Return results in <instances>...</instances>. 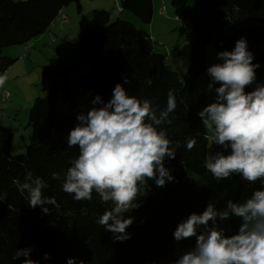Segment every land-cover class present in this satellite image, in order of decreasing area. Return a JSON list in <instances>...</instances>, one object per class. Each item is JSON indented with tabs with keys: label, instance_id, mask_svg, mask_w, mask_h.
Instances as JSON below:
<instances>
[{
	"label": "trees",
	"instance_id": "1",
	"mask_svg": "<svg viewBox=\"0 0 264 264\" xmlns=\"http://www.w3.org/2000/svg\"><path fill=\"white\" fill-rule=\"evenodd\" d=\"M189 1L171 0L175 16L182 22L180 34L191 46V64L184 76L168 66L166 55L156 51L149 32L130 21H113L105 10L93 12L89 26L79 35L74 57L84 62L87 71L79 85L101 95L105 102L119 83L130 96L152 100L164 109L169 90H174L177 107L170 114L173 122L158 129H166L171 141L183 144L187 138L196 140L191 151L182 146L175 159H165L175 180L157 187L145 178L137 200L140 207L126 214L134 218L127 229L131 238L114 241L113 233L96 223L98 216L112 207L111 202L102 203L95 192L91 201H76L62 190L63 175L79 152L77 147L67 148L66 141L76 121L61 117L55 110V100L60 85L70 95L69 75L77 65L68 61L46 70L48 92L37 97L30 109L31 135L25 154L11 156L14 134L0 125V264H23L24 257H12L17 249L29 247L33 249L31 259L39 264H67L70 257L76 258V264H172L178 251L195 246V237L175 241L173 233L178 224L193 212L202 213L215 197L223 195L224 203L226 195L199 185L190 174L212 175L202 167L209 144L212 154L222 151L221 146L205 138L209 134L198 116L207 106L199 82L206 72V48L214 43L217 53L231 51L237 40L246 38L248 50L254 54L253 63L261 65L256 70L257 82H264V0H196L194 10L188 7ZM70 2L0 0V75L17 62L6 57L4 50L28 45L45 34ZM121 7L145 24L152 22L153 0H122ZM174 49L178 57L179 49ZM124 77L131 83H124ZM252 90L251 86L246 88ZM27 171L47 183L42 189L44 196H55L59 207L47 205L50 214H44L39 206L29 207L27 191L18 190ZM55 173L61 175V180L55 179ZM231 177L242 179L239 175ZM45 253L51 258L44 259Z\"/></svg>",
	"mask_w": 264,
	"mask_h": 264
},
{
	"label": "clouds",
	"instance_id": "2",
	"mask_svg": "<svg viewBox=\"0 0 264 264\" xmlns=\"http://www.w3.org/2000/svg\"><path fill=\"white\" fill-rule=\"evenodd\" d=\"M216 59L206 70L213 101L198 116L210 132L205 138L222 151L206 157L202 167L217 181L239 175L249 183L260 181L261 188L243 202L225 201L223 208L217 206L219 201H209L202 213L193 212L182 220L173 233L175 241L195 237L196 243L190 250L178 251L172 264H264V82H257L256 73L261 65L253 63L254 54L244 37L233 50L218 52ZM6 81V73L0 75V87ZM124 83L131 80L124 77ZM251 85L254 90L246 91ZM91 104L90 110L77 115V124L66 138L67 148L77 147L79 154L63 175L62 190L76 201H91L95 192L102 203L111 202L112 207L96 223L113 233L114 241H126L131 238L127 229L134 222L126 214L140 207L137 200L145 178L157 187L174 181L165 159H175L182 146L191 151L196 140L171 141L166 129H158L173 122L170 114L177 107L173 89L164 109L152 100L130 96L119 83L111 99L105 102L97 94ZM54 177L61 180L59 173ZM47 186L43 178L27 171L18 190L27 191L29 207L39 206L50 214L47 205H59L55 196L43 195ZM233 217L240 223L228 236L219 224ZM32 251L31 247L17 249L12 259L24 257L23 264H39L31 259ZM50 258L44 254V259ZM67 264H76V258H68Z\"/></svg>",
	"mask_w": 264,
	"mask_h": 264
},
{
	"label": "rangeland",
	"instance_id": "3",
	"mask_svg": "<svg viewBox=\"0 0 264 264\" xmlns=\"http://www.w3.org/2000/svg\"><path fill=\"white\" fill-rule=\"evenodd\" d=\"M88 1L91 2L90 0ZM117 1L118 2L115 0L112 1V5L115 8L117 5H120V7L122 6V0ZM101 2L104 3V1ZM164 4L167 5L166 10H163ZM195 4L196 0H190L188 2V7L191 10H194ZM157 7V13H154L150 24H145L140 19H137L138 21H136V19H134L135 17L133 20L138 24L136 25L133 22L132 23L138 29L147 31L151 34L152 39L156 44V51L166 55L168 66L181 76H184L191 64V46L184 36L180 34L182 22L176 18L174 8L171 5V0H159ZM94 10L98 9L95 8L90 10V18ZM90 18L88 20V24L85 25L80 32H78V35L74 32L77 27L72 26L71 30L73 32L71 34L74 41H72L71 38L70 40H67L60 34L54 35V38L58 39V44L62 43L67 46L63 48L61 47V50L64 51L63 56L60 55V49L57 45L47 44L42 49L44 50L43 54L38 57L40 59L41 66H35L31 63L30 58L27 59L25 56H22V58L9 68V70L13 68L11 75L7 78L5 85L0 87V125L9 128L14 134L10 152L12 157L23 155L27 152L29 137L31 135V128L28 126L30 109L33 101L37 97H44L48 92L49 83L46 70L54 69L61 63H69L68 61H70V65L72 66L77 65L76 70L72 71L69 75L70 95L67 96L65 94L61 85L58 88L55 100V110L61 117L68 121L75 120L77 124V115L80 112H87L91 107H93L91 100L95 97V94L79 85L80 78L87 72L86 66L84 62L76 61L74 59L78 53L79 35L89 26ZM117 19L119 18L114 14L112 16V20L116 21ZM175 47L179 49L180 54L178 57H175L174 55L173 50H175ZM6 50L8 49L4 50V55ZM216 55V47L214 43H210L206 48V70L209 66L218 62ZM60 82L61 80H57V83L60 84ZM199 82L205 90L208 105L213 101L214 93L209 94L207 91V84L210 82V77H208L206 72L200 76ZM251 87L254 88V85H251ZM4 93L10 94V98L6 101L2 99L1 94ZM207 132L210 135L209 130H207ZM207 151V156H211L212 151L210 144ZM190 174L199 185L208 187L217 195L226 192L224 203L223 197L221 198L220 196L214 198L219 201L217 205L219 208H223L221 205H224L225 201L229 199L237 202H243L247 198L251 197L252 193L258 189V181L255 183H249L248 181L234 177L217 181L212 175L209 177H199L193 173ZM239 223V219L233 217L229 220L221 222L219 227L225 230L226 235L231 236L237 231Z\"/></svg>",
	"mask_w": 264,
	"mask_h": 264
},
{
	"label": "crops",
	"instance_id": "4",
	"mask_svg": "<svg viewBox=\"0 0 264 264\" xmlns=\"http://www.w3.org/2000/svg\"><path fill=\"white\" fill-rule=\"evenodd\" d=\"M91 2H89L88 0H71V2L69 3V5L64 8V10L62 11V15L67 16L69 18L68 23H64L61 16H59L51 25V27L49 28V30L41 35L40 37L36 38L35 40H33L32 42H30V44H28L27 46H14V47H10L8 48V50H6L5 55L9 56L10 58L14 59L16 58L17 61L22 58V56L26 55L25 58L29 59L32 64H34L35 66H41L40 63V59L38 57H40L44 50H42L47 44L52 45L55 44L59 47V52L60 55H64V51L61 50V47H67L65 46V44H58L57 40L54 38L55 34H60L63 35V37L67 40H70V38L72 39V41H74V38H72V26L73 27H77V29L75 28V34L78 35V32H80V30L88 24V20H89V16H90V10H93L95 8H97L98 10L100 9H104L106 11H108L111 15V19L112 16L115 14L117 15L118 18H122L128 21L133 22L134 24H138L137 22H135L133 20L136 19V21H138L137 18L134 14H132L129 11L126 10H122L119 14L115 13V7H113L112 5V1L113 0H90ZM101 1H104V3H102ZM116 2H118L117 0H115ZM159 0H153V9H154V13H157L158 4ZM118 4V3H117ZM118 6V5H117ZM116 6V7H117ZM120 6V5H119ZM114 10V11H113ZM95 11V10H94ZM114 12V13H113ZM113 13V14H112ZM115 17V16H114ZM74 34V33H73ZM152 37V36H151ZM64 43V42H63ZM13 68H11L7 73V78L10 77L11 75V71ZM2 95V94H1Z\"/></svg>",
	"mask_w": 264,
	"mask_h": 264
},
{
	"label": "built area",
	"instance_id": "5",
	"mask_svg": "<svg viewBox=\"0 0 264 264\" xmlns=\"http://www.w3.org/2000/svg\"><path fill=\"white\" fill-rule=\"evenodd\" d=\"M166 9H167V5L164 4V5H163V10H166ZM120 11H121V7L118 5V6L116 7V9H115V13H116V14H119ZM61 13H62V12H61ZM60 16H61V18H62V20H63L64 23H68L69 18H68L67 16H64V15H62V14H60ZM3 98H4L5 100L9 99V98H10V94H9V93H4V94H3ZM222 197H223V195H221V198H222ZM213 201H218V200H217V199H214Z\"/></svg>",
	"mask_w": 264,
	"mask_h": 264
},
{
	"label": "bare ground",
	"instance_id": "6",
	"mask_svg": "<svg viewBox=\"0 0 264 264\" xmlns=\"http://www.w3.org/2000/svg\"><path fill=\"white\" fill-rule=\"evenodd\" d=\"M27 46V45H26ZM24 56H26V55H24ZM2 99L4 100V101H6L4 98H3V94H2Z\"/></svg>",
	"mask_w": 264,
	"mask_h": 264
}]
</instances>
